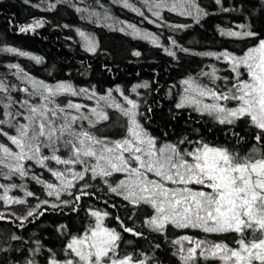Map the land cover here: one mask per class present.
Returning <instances> with one entry per match:
<instances>
[{"label": "snow or ice", "instance_id": "1", "mask_svg": "<svg viewBox=\"0 0 264 264\" xmlns=\"http://www.w3.org/2000/svg\"><path fill=\"white\" fill-rule=\"evenodd\" d=\"M45 2L24 0L47 12L67 5L88 25L146 41L177 64L182 55L212 62L167 87L171 119L186 114L187 127L179 133L167 125L152 127L154 109L148 96L159 92L153 87L156 80L100 91L94 84L78 86L71 79H39L19 63L4 65L0 222L20 231L0 241V256L6 257L0 264H161V241L174 249L179 264H264V33L250 19L232 27L217 25L219 35L235 47L196 51L172 35L165 38L163 30L175 33L203 26L213 13L198 0H138L140 6L111 0L160 32L114 16L103 0H55L46 7ZM213 3L222 13L243 7H225L223 0ZM165 13L191 22L172 23ZM46 23L34 18L17 30L34 33ZM75 34L85 53H99L93 31L76 27ZM0 53L44 63L43 57L17 47H0ZM131 54L142 55L138 50ZM209 121L213 128L208 132L219 126L223 141L201 129ZM29 183L41 186L44 198ZM85 199L104 207H85ZM18 205L26 206L23 214L13 210ZM49 210L79 219L78 226H56L59 247L46 246L35 233L28 239L23 235L28 224ZM141 240L148 250L139 245Z\"/></svg>", "mask_w": 264, "mask_h": 264}, {"label": "trees", "instance_id": "2", "mask_svg": "<svg viewBox=\"0 0 264 264\" xmlns=\"http://www.w3.org/2000/svg\"><path fill=\"white\" fill-rule=\"evenodd\" d=\"M55 0H46L47 3H54ZM79 3V0H73ZM91 2V0H87ZM114 16L130 23L137 24L138 27L146 28L150 31L160 32L154 25L142 21V18L136 16L119 4H112L111 0H103ZM140 6L138 0H131ZM213 13L205 18L203 26L194 25L193 28L179 32H170L164 29V37L172 35L178 42L184 46L192 47L196 51L204 50H222L224 48L233 49L235 45L226 37H221L217 31V25L221 27H232L235 23L249 22L253 23L257 31L264 33V16L260 15L261 0H223L225 7L243 5L240 11L233 13H222L213 0H198ZM31 3H40V0H31ZM82 6V5H79ZM147 13L146 9H142ZM248 13L252 16L248 19ZM166 18L172 23H190V18L178 17L174 13H165ZM34 18H41L47 21L44 27L37 29L34 33L21 34L18 32V26L30 23ZM68 24L71 28H64L62 25ZM14 25L16 27H14ZM60 26V27H58ZM81 27L88 31H93L99 42L100 51L96 55L85 53L77 43L79 37L75 34V28ZM71 37V39H67ZM166 42V39H165ZM11 46L21 50L28 51L34 55L44 58V63L36 65L25 57H16L12 54L0 53V72H6L3 67L7 63H19L31 75L48 82L55 80L71 79L78 86L96 85L100 91L115 84L129 87L131 84L142 81L152 82L154 88H159V92L153 91L148 96L149 103L154 109L152 127L159 129L165 125L169 130L177 133L186 128V114L176 119H171L169 109L172 107L171 101L165 96L168 85L179 80L188 72H195L204 64L212 61L205 58L182 55L181 61L177 64L170 57L166 56L162 50L155 49L146 41L133 40L119 31H109L106 28L88 25L86 21L79 19V14L73 8L67 5H58L53 12L42 11L33 8L30 4L24 3V0H0V47ZM138 50L142 53L140 57H135L131 53ZM110 69L111 71H109ZM51 71V75L49 72ZM147 96L145 90L141 89ZM201 129L209 138L215 137L223 141L224 134L215 126V132H208L213 128L209 121L200 125ZM241 131V129H237ZM29 188L36 191L41 198H44L41 186L29 183ZM20 195V193H15ZM35 200H31L35 204ZM84 206L96 204L98 207H104L100 201L85 199ZM17 214H23L26 206L18 205L13 209ZM109 211H114L109 209ZM68 212V209H65ZM123 215V212L120 213ZM85 216L83 209L80 211V218ZM72 223L79 225V219L75 214L64 215L59 212L49 210L43 217L33 224H28L23 231L25 239L35 236L40 238L46 246L59 247L60 241L57 239L55 228L60 223ZM115 225V221H112ZM15 229L12 224L0 222V241L10 235ZM127 236V234H125ZM131 239L132 237L127 236ZM170 238H173L170 236ZM139 245L145 250L149 245L141 240ZM174 249L166 242L161 241V248L157 251L158 259L161 264H179L178 257L172 255ZM15 255H19L18 253ZM6 257L0 256V261Z\"/></svg>", "mask_w": 264, "mask_h": 264}]
</instances>
